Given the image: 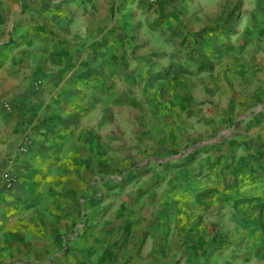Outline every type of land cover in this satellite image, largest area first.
Wrapping results in <instances>:
<instances>
[{
  "label": "rangeland",
  "instance_id": "374dc122",
  "mask_svg": "<svg viewBox=\"0 0 264 264\" xmlns=\"http://www.w3.org/2000/svg\"><path fill=\"white\" fill-rule=\"evenodd\" d=\"M152 13L128 27L125 53L93 54L81 37L77 61L64 59L68 68L57 78L79 89L87 84L90 96L84 85L75 106L64 103L71 117L44 132L45 159L33 167V192L22 198L15 219V235L26 240L31 257L19 258L20 243L13 264H70L72 250L91 239L108 248L127 241L152 209L171 214L191 199L205 204V177L215 167L205 168L203 156L236 124L231 114L238 99L260 83L241 65L264 62V0H177L171 18ZM39 63L32 58L17 73L34 90L0 102L5 117L21 121L9 143L13 158H29L35 146L29 116L39 113L46 124L56 119L57 91L41 93ZM26 139L27 150H17ZM5 169L13 187L18 174L0 163V175ZM229 177L210 192L230 190ZM163 217L165 224L169 214Z\"/></svg>",
  "mask_w": 264,
  "mask_h": 264
},
{
  "label": "crops",
  "instance_id": "0c3cea01",
  "mask_svg": "<svg viewBox=\"0 0 264 264\" xmlns=\"http://www.w3.org/2000/svg\"><path fill=\"white\" fill-rule=\"evenodd\" d=\"M176 2L159 0L151 5L146 0H0V102L18 96L22 99L26 88L34 90L31 81L24 83L17 74L20 66L32 58L40 61L38 71L45 74L40 90L43 96H48L50 90L57 91L52 104L55 122L46 124L39 113H30L27 126L35 146L29 158H13L9 143L21 121L5 117L0 107V163L18 174L13 187H0V264L16 263L20 243L19 258L31 257L26 240L19 241L15 235V219L24 209L22 198L33 192V167L45 159L39 147L46 141L44 132L50 125L60 128V123L71 117L63 112L67 108L64 103L75 106L82 96L85 82L79 89L78 84L57 78L68 68L64 59L77 61L81 37L88 39L86 48L93 54L125 53L127 47L122 43L128 27L153 15L152 11L155 16L171 18ZM20 41L24 44L19 45ZM94 66L103 67L98 63ZM241 66L254 70L252 81L258 79L260 83L248 89L244 101L238 99L231 114L236 124L219 145L203 156L205 168L215 167L205 177V204L195 205L191 199L171 214L160 208L153 213L152 209L151 217L136 224L127 241L117 239V245L108 248L105 243L95 245L91 239L72 250L74 261L71 259L70 264H264V72L262 78L256 74L264 70V62ZM22 86L25 91H21ZM85 87L88 97L91 87ZM34 96L32 92L24 99ZM228 172L231 189L210 192L216 188L211 186L223 185L222 177ZM166 214L169 217L163 224ZM77 253L86 258H76Z\"/></svg>",
  "mask_w": 264,
  "mask_h": 264
},
{
  "label": "built area",
  "instance_id": "2783aa9c",
  "mask_svg": "<svg viewBox=\"0 0 264 264\" xmlns=\"http://www.w3.org/2000/svg\"><path fill=\"white\" fill-rule=\"evenodd\" d=\"M148 4H156L158 3L159 0H146ZM28 140L26 139L25 143H22V145H20L17 150L19 151H25L27 150V142ZM14 183V177L9 173V171L7 169H5L2 173H1V183H0V187H4V188H9L13 185Z\"/></svg>",
  "mask_w": 264,
  "mask_h": 264
}]
</instances>
